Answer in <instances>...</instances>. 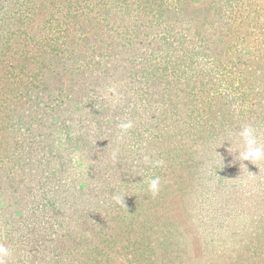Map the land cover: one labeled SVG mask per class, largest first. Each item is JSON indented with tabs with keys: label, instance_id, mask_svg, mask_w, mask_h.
<instances>
[{
	"label": "rangeland",
	"instance_id": "obj_1",
	"mask_svg": "<svg viewBox=\"0 0 264 264\" xmlns=\"http://www.w3.org/2000/svg\"><path fill=\"white\" fill-rule=\"evenodd\" d=\"M249 126L264 0H0L5 264H264Z\"/></svg>",
	"mask_w": 264,
	"mask_h": 264
},
{
	"label": "clouds",
	"instance_id": "obj_2",
	"mask_svg": "<svg viewBox=\"0 0 264 264\" xmlns=\"http://www.w3.org/2000/svg\"><path fill=\"white\" fill-rule=\"evenodd\" d=\"M131 127V123L122 124V129H127ZM240 136L244 141V151L240 153L241 159L243 161H251L252 164H255L256 161L264 159V145L258 143L257 137L254 133V130L249 126L242 129L240 132ZM147 159V157H145ZM157 166L163 165V161H157ZM159 185H160V178L154 177L149 178V191L152 193L153 196L159 194ZM119 203L120 200L117 199ZM9 255V249L0 244V264H5L4 257Z\"/></svg>",
	"mask_w": 264,
	"mask_h": 264
}]
</instances>
